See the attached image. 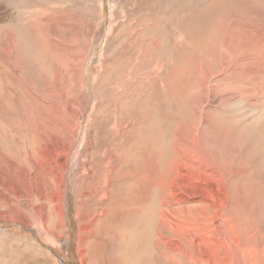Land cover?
Listing matches in <instances>:
<instances>
[{
	"label": "rangeland",
	"instance_id": "1",
	"mask_svg": "<svg viewBox=\"0 0 264 264\" xmlns=\"http://www.w3.org/2000/svg\"><path fill=\"white\" fill-rule=\"evenodd\" d=\"M180 221L264 264V0H0V264H209Z\"/></svg>",
	"mask_w": 264,
	"mask_h": 264
},
{
	"label": "bare ground",
	"instance_id": "2",
	"mask_svg": "<svg viewBox=\"0 0 264 264\" xmlns=\"http://www.w3.org/2000/svg\"><path fill=\"white\" fill-rule=\"evenodd\" d=\"M57 156H58V153L53 149H51L49 153H45L43 155L44 160L50 162L51 165H55ZM198 162H200V160H198ZM175 163L176 165L172 166L171 170L174 169V171H177V170L178 171L176 173L177 176L174 179H172V182H175V179H176L177 181L181 182V184H186L187 183L186 175H189V170L187 168V165L182 160H178ZM199 174L201 175L200 180H203L204 176L202 172H199ZM142 179H145V178L142 177ZM160 184L162 185L163 183H160ZM43 193H44V190H43ZM37 196H38L36 197L38 199L37 203L40 202V199L41 200L44 199L42 194L37 195ZM17 201L20 203L21 198H17ZM17 201H16V204L19 205ZM34 201L35 200L31 198L27 203H25L24 205L25 209L26 210L32 209V211L35 212V208H37V206H36V202L34 203ZM179 202L183 203L185 202V200H180ZM188 207L189 209L193 210L192 206H188ZM60 214H62V210L60 211ZM217 219H218V216L215 217L214 221L216 222ZM38 221L42 223V220H40V218ZM198 228H201V226L199 225L193 226L190 223L182 222V221L178 223H173L172 225H169V226L166 223V225L164 226V230L168 232V235L174 234L172 233V231L175 229H178L180 233L185 231L187 239L189 240V245L187 247L190 248L192 245H199L200 252H201L200 256H202L203 258H208V252H209L210 254L209 259H211V261H209V264H239V260H245V261L250 262V264H255L256 251L251 257L248 254L249 249H250L249 241L252 238L244 236L241 239L233 240L230 235L229 236L230 243L228 239H225L224 243H222L220 237L217 234H215V231H214L213 236L210 238V239H214V241H212L211 246H208L206 244V238L205 237L203 238V235L196 231V229ZM176 237L183 239V236L181 234H176ZM161 239H164V237L161 236ZM181 248H182V244H180V246H176L175 249L173 250H177L181 252ZM204 260H202V262Z\"/></svg>",
	"mask_w": 264,
	"mask_h": 264
}]
</instances>
